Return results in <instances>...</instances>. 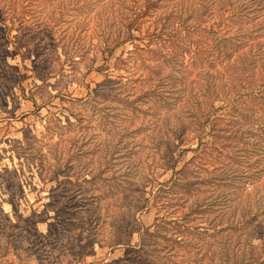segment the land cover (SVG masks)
<instances>
[{
	"label": "rangeland",
	"instance_id": "obj_1",
	"mask_svg": "<svg viewBox=\"0 0 264 264\" xmlns=\"http://www.w3.org/2000/svg\"><path fill=\"white\" fill-rule=\"evenodd\" d=\"M152 1L0 0V264H264V153L246 187L184 167L203 130L180 20L198 0ZM149 83L168 92L154 128L132 111Z\"/></svg>",
	"mask_w": 264,
	"mask_h": 264
},
{
	"label": "trees",
	"instance_id": "obj_2",
	"mask_svg": "<svg viewBox=\"0 0 264 264\" xmlns=\"http://www.w3.org/2000/svg\"><path fill=\"white\" fill-rule=\"evenodd\" d=\"M157 1L153 0L152 6L147 4L146 7L156 6ZM200 4L199 0L191 3L180 20V32L183 31L182 37L188 43L183 52L190 56L189 69L186 68L188 62L183 69L184 59L180 61V70L183 69L180 82H183L182 86L187 83L195 85L191 88L193 99L190 103L195 108L191 116L199 122V130H203L196 135L195 152L184 167H201L208 173L216 171L210 180L222 186L246 187L253 182L256 172L244 167L249 151L264 153V144L261 143L264 135V0H219L215 7L210 8L207 4L203 9L197 7ZM144 7L138 9L148 10ZM254 20L258 26L254 32L247 31L245 24ZM160 80H157L158 84ZM158 84L140 86L134 93L135 103L141 101L147 105L146 108L134 105L136 109L132 111L139 110L143 119L147 115L152 116V128L156 126L154 122L161 118L158 109L163 107V92H167L164 84L160 89ZM107 86L98 84L90 93H102L108 88L112 92ZM214 101L222 103L215 107ZM169 128H164L163 132L175 134L178 129L180 137L177 135L176 140L183 142L190 127L176 124ZM202 133L209 137L203 139ZM169 164L165 163L163 172ZM152 178V175H146L145 180ZM196 179L191 183H201ZM244 220L242 216L226 219L222 221L226 223L223 227H242Z\"/></svg>",
	"mask_w": 264,
	"mask_h": 264
}]
</instances>
